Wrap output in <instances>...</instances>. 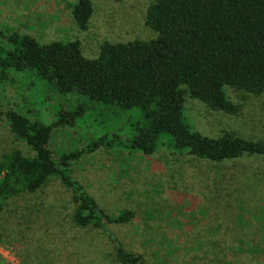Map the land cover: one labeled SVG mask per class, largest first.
Listing matches in <instances>:
<instances>
[{
    "label": "rangeland",
    "instance_id": "1",
    "mask_svg": "<svg viewBox=\"0 0 264 264\" xmlns=\"http://www.w3.org/2000/svg\"><path fill=\"white\" fill-rule=\"evenodd\" d=\"M77 1L0 0V30L28 33L41 43L79 40L87 58H97L105 42L158 36L146 22L148 6L156 0H92L85 29L74 18ZM31 81L39 89L30 103L46 124L62 111L85 109L72 123L53 128L48 147L55 159L101 136L115 139L72 160L69 168L106 212H136L131 223L109 231L126 249L142 254V264H264V155L212 161L176 149L164 134L153 154L131 150L116 142L131 136L130 129L141 122L138 107L127 110L77 93L62 95L36 77ZM22 92L0 84V161L16 150L35 153L12 131L7 117L10 109L33 117ZM226 93L239 104L237 114L213 110L186 92L184 115L192 127L210 137L234 132L264 139V91L228 86ZM74 209L70 190L58 178L8 200L0 218V264H120L107 234L74 224Z\"/></svg>",
    "mask_w": 264,
    "mask_h": 264
},
{
    "label": "trees",
    "instance_id": "2",
    "mask_svg": "<svg viewBox=\"0 0 264 264\" xmlns=\"http://www.w3.org/2000/svg\"><path fill=\"white\" fill-rule=\"evenodd\" d=\"M92 13V0H78L73 6L83 29ZM146 22L158 33L156 38L105 42L97 58L85 57L79 40L41 43L28 33L0 30V84L25 90L24 100L33 114L10 109L7 117L16 136L35 151L27 156L16 150L0 161V218L8 200L35 193L58 178L72 194L76 226L107 234L118 263L143 262L142 254L126 249L109 231L131 223L136 212H106L69 168L72 160L111 141L113 145L115 139L107 134L55 159L48 147L53 128L72 123L85 109L62 111L46 124L30 103L39 89L31 77L62 95L77 93L127 110L138 107L141 122L130 129L131 136L116 142L131 150L153 154L164 134L176 149L212 161L264 155V139L234 132L210 137L196 131L184 115L186 92L213 110L237 114L240 106L229 98L226 87L253 94L264 91V0H156L148 6Z\"/></svg>",
    "mask_w": 264,
    "mask_h": 264
}]
</instances>
